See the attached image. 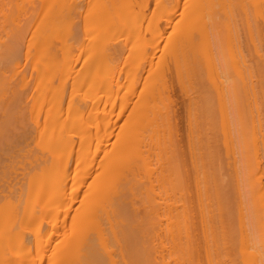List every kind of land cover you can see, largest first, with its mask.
I'll return each mask as SVG.
<instances>
[{"label":"bare ground","instance_id":"6f19581e","mask_svg":"<svg viewBox=\"0 0 264 264\" xmlns=\"http://www.w3.org/2000/svg\"><path fill=\"white\" fill-rule=\"evenodd\" d=\"M41 1L0 0V264H264V0Z\"/></svg>","mask_w":264,"mask_h":264},{"label":"rangeland","instance_id":"374dc122","mask_svg":"<svg viewBox=\"0 0 264 264\" xmlns=\"http://www.w3.org/2000/svg\"><path fill=\"white\" fill-rule=\"evenodd\" d=\"M15 1H16V0H15ZM17 1H18V0H17ZM19 1L22 2V3H23V2L25 3V4L19 3V4H21L22 8H23V7H27V9H25V13H26V14H24V12H23V11H24V8H23V11L21 10L23 13H22V12L20 11V9H19L21 15H22V14L24 15V16L22 15L23 18H24V17L26 18V17H29V16L32 17L33 15L36 16V14H37V15H41V14H40V9H41L42 7H40V6L42 5V1H41V2H40V0H36V1H35V0H26V1H25V0H22V1L19 0ZM27 2H28V5H27ZM15 3H16V2H13L14 5H15ZM29 3H30L31 5H29ZM40 3H41V4H40ZM16 5H17V4H16ZM32 5H33L34 7H33ZM36 5H37V6H36ZM29 6H30V7H29ZM13 8H14V6H13ZM15 8H16V7H15ZM18 8H19V7H18ZM22 8H21V9H22ZM28 8H29L30 10H31L32 8H34V11H35V9H36V11H38L37 8H39V11L35 14L36 11L34 12V11H32V10H33V9H32V10H31L32 13H30V10H29ZM16 9H17V8H16ZM16 9H15V11H17ZM13 10H14V9H13ZM28 10H29V12L27 13ZM33 12H34V13H33ZM18 13H19V12H18ZM31 14H32V15H31ZM22 16H21V17H22ZM35 16H34V17H35ZM31 17L26 18V19L29 21V19H31ZM34 17H33L32 19H34ZM36 17H37V16H36ZM32 19H31V20H32ZM31 20H30V21H31ZM256 21H257V22H256L257 25L260 26V27H259L260 29H259V32H258L259 34L257 33V35H256V37H257L256 40H259V38L261 39V41H262L261 44L263 45V46H261V47H263V49H264V36H263V34H264V25L262 24V22H260L261 19H259L258 17L256 18ZM34 28H35V26H34ZM34 28H33V29H34ZM262 28H263V29H262ZM261 30H262V31H261ZM28 35H29V33H28ZM258 36H259V38H258ZM261 37H262L263 39H262ZM257 42H258V41H257ZM244 46H246V48L248 49V45H247L246 43H245ZM244 46H243V47H244ZM249 47H250V46H249ZM244 49H245V48H243V51H245V52H243V53L246 55V53H248L249 50H247V49L244 50ZM261 49H262V48H261ZM246 50H247V52H246ZM250 51H251V50H250ZM262 51H264V50H262ZM22 58H23V57H22ZM22 58H21V60L23 61L22 63L24 64V68H25V66H27V64H26V63H27V58H26V60L24 59L25 57H24L23 59H22ZM255 58H256V60H257L256 65L258 66V65H259V62H260V61L262 62V59H263V58H262V57H259V58H258V57H256V56H255ZM28 59H29V58H28ZM256 60H255V61H256ZM263 62H264V61H263ZM263 62H262V63H263ZM262 63H260V64L262 65ZM263 65H264V63H263ZM259 66H260V65H259ZM25 69H26V68H25ZM23 70H24V69H23ZM8 73L10 74V71L6 72V75H7ZM257 74L260 76L259 72H258ZM257 74H256V75H257ZM262 77H263V78H262ZM11 78H12V76H11ZM258 79H259V80H258ZM263 79H264V75L260 76V78L257 76V78H256V81H258V83H257V88H261V87H262V90H261V89H258V90H260L261 92L258 91V95H259V96L257 95V99H255L256 105L259 104V105H258L259 107H260V106L263 107L262 105H264V101H263V100H264V84H263V83H264V80H263ZM260 80H262V81H260ZM261 84H262L263 86H261V87L258 86V85H261ZM262 92H263V93H262ZM243 94H244V93H243ZM243 94L241 93V97L243 96ZM262 94H263V95H262ZM243 99H244V97H242V101H244V103H245V102H246V101H245L246 99H245V100H243ZM258 102H259V103H258ZM244 103H243V105H244ZM260 104H261V105H260ZM243 105H242V108H241V109L243 110V112L240 111V116L242 115V113H243V115L241 116L240 119H244V118H245V120H244L245 122L243 121V122L245 123V124H243L245 127L243 128L244 130H242L243 132H241V133H242V134L244 133V134H243V135H244V138H246V139H250V133H251V131H250L249 128L251 127V126H250V125H251V118L253 117L251 113H253V111H252V109H250V106H248V104H245L244 106H243ZM247 106L249 107V109H248ZM261 107L259 108L260 111L258 110V113L260 114V115H259L260 120L263 121V120H264V115H262V114H264V111H263V108L261 109ZM245 108H246V109H245ZM257 109H258V108H257ZM247 110H249V111L251 110V111H250V114H249V111L247 112ZM241 112H242V113H241ZM244 114L247 115V116H245ZM249 115L252 116V117H249ZM243 117H244V118H243ZM246 118H249L250 121H247ZM240 122H242V120H241ZM247 122H250V123L247 124ZM247 125H248V127H246ZM263 126H264V124H263ZM248 129H249V130H248ZM262 129H264V128H262ZM249 131H250V133H249ZM263 132H264V130H263ZM247 134H248V135H247ZM248 136H249V138H248ZM236 142H237V140H236ZM217 143L220 144V142H217ZM217 143H216V144H217ZM234 143H235V141H234ZM242 143H243V142H242ZM219 144H218V145H219ZM238 144H239V143L237 142V146H238ZM243 144H245V143H243ZM249 144H250V140H249L248 146H249ZM220 145H221V146H224L223 144H220ZM220 145H219V146H220ZM235 145H236V144H235ZM235 145H234V147H236ZM219 146H218V151H221V152H219V156H218L219 158H218V159H219V163H221V164H220V167H219L218 172L220 171V172L222 173V174H221V175H222V178H224V182H223L222 179H220L221 182H223V183L225 184V181H226V184H228L227 181H230V180H228V179L231 178V181H230V182L233 181V183H230V186L233 185L234 188H235L236 185H238V186L240 185L239 188H241V191H240V192H241V196H240V197L238 196V195H240V194H238V191H237V193L234 194V196H235V197H234L235 200H240V198H241V199L243 198L242 200H245V199L247 200V199H248V200H247V201H248V204H246V208H245V210H246L247 208H248V210H246V211L244 210V211L246 212V214L249 213V216H250L251 219L254 220V217H253V216H255V219H256V217H258V218L260 219L261 216L259 217V216H256L255 214H257V212L259 211V209L262 208V207H260V206L263 205L264 201H263L262 204L260 203V204H261L260 206L258 205V206H259V209H257V208H258L257 206L254 208L253 205L251 204L252 199L250 198V197H251L250 194H252V193L250 192L251 190H250L249 185H247V184H248V183H247V181H248V180H247V177H248V176H247V166H246V163H248V160H249V159H246V158H248V155H249V154H244L243 151H240V152H239V150H237V149H240V148H241V149L244 148L245 145H244L243 147H242V145H240V146H239L240 148H237V147H236V148H237L236 150H237L239 153L236 151L237 154H235L236 156H235L234 159H233V155H232L230 152H228V154H227V152L224 153V151H223V149H222L223 147L219 148ZM246 147H247V145H246ZM249 147H251V146H249ZM259 147H260V144L257 145V148H258V149H259ZM247 148H248V147H247ZM247 148H246V149H247ZM250 149H251V148H250ZM253 149H254V147H253ZM224 150H226L225 147H224ZM248 150H249V148H248ZM251 150H252V149H251ZM260 150H261V149H259V152H260ZM226 151H227V150H226ZM250 152H251V153L253 152V154H254V150H252V151L249 150V153H250ZM242 153H243V154H242ZM239 154H240V155H239ZM242 155H243V156H242ZM244 155H245V156H244ZM224 157H225V158H224ZM239 157H240V158H239ZM237 158H238V159H237ZM250 159H251V156H250ZM220 160H221V161H220ZM227 160H228V161H227ZM236 160H237V161H236ZM234 162H235V163H234ZM230 163H231V164H230ZM244 165H245V166H244ZM218 166H219V164H218ZM220 169H221V170H220ZM231 169H232V170H231ZM236 169H237V170H236ZM235 170H236V171H235ZM251 170H254L253 173L255 172V174H256V175H255V174H254V175H253V174L251 175V176H253L252 179L255 180V181L258 180L257 182L260 183L261 185H262V183L264 184V177H263V176H264V172H263L264 170H259V169H257V170H255V169H251ZM258 170H259V171H258ZM241 172H243V173H241ZM216 173H217V171H216ZM223 173H224V174H223ZM231 173H233V174H231ZM240 173H241V174H240ZM261 173H262V174H261ZM219 174H220V173H219ZM219 174H218V175H219ZM244 174H245V175H244ZM216 175H217V174H216ZM218 175H217V176H218ZM230 176H231V177H230ZM242 176H243V177H242ZM256 176H257V177H256ZM220 177H221V176H220ZM220 177H219V178H220ZM235 177H236V178H235ZM232 178H233V179H232ZM244 178H245V179H244ZM254 178H256V179H254ZM257 178H258V179H257ZM241 179H244V180H241ZM237 182H240V184L237 183ZM242 182H243V183H242ZM241 184H242V186H241ZM244 184H246L247 186L245 187ZM255 184H256V186H258L257 183H255ZM243 185H244V186H243ZM226 187L228 188V185H227ZM231 187H232V186H231ZM244 187H245V189H243ZM229 188H230V187H229ZM242 189H243V190H242ZM229 190H231V189H229ZM232 190H233V187H232ZM248 190H249V192H248ZM233 192L235 193L236 190L233 191ZM229 193L232 194V195H233V193H232V192H228V193L226 194V195H227V198L230 197L228 200H231V197H233V196L230 195ZM228 195H229V196H228ZM236 195H237V196H236ZM261 196H262V195H260V198H262ZM244 197H245V198H244ZM255 197H257V194H256ZM237 198H238V199H237ZM257 199H258V197H257ZM257 199H256V200H257ZM232 200H233L232 202H234V199H232ZM246 200H245V201H246ZM261 201H262V200H261ZM256 202H258V201H256ZM237 203H238V202H237ZM241 203L243 204V202H241ZM258 204H259V203H258ZM256 205H257V203H256ZM250 207H251V208H250ZM255 209H257V212H256ZM262 209H263V208H262ZM263 210H264V209H263ZM248 211H249V212H248ZM194 212H195V209H194ZM253 212H254L255 214H254ZM259 212H260V211H259ZM259 212H258V214H259ZM261 212H262V210H261ZM261 214H262V213H261ZM261 214H259V215H261ZM262 216L264 217V213L262 214ZM232 218L234 219V217H232ZM258 218H257V220L261 222L262 218H261L260 220H259ZM228 219H229V218H227V220H228ZM230 219H231V218H230ZM230 219H229L228 221L231 222L232 220H230ZM227 220H226V221H227ZM234 220L236 221V223L233 221V224H236V226L232 224L233 227H231V225H230L229 228H230V229L232 228L233 230L236 228L235 231H236L237 234H238V233H239V231H237V230H238V226H237V225H238V221H237L236 219H234ZM226 221H225V222H226ZM230 222H228V223L230 224ZM255 222H256V221H255ZM255 222H254V225H256V223H258V222H256V223H255ZM196 223H197V222H195V224H196ZM261 223H262V222H261ZM261 223H259L258 225H259V226H263V225H260ZM197 224H198V223H197ZM198 225H199V224H198ZM259 226L257 227L258 230H260V229L262 228V227H259ZM234 227H235V228H234ZM255 227H256V226H255ZM198 228H199V227H198ZM198 228H196V226H195V230L198 229ZM225 228H226V225H225ZM227 228H228V224H227ZM259 228H260V229H259ZM199 230H200V229H198V231H199ZM198 231H197V230H196V232L194 231V232H195V233H194V234H195V238L197 237V241L201 242L200 240H198V239H199V238H198V237H199V236H198V233H199V235H200V232H198ZM255 231L258 232L256 229H255ZM236 232L233 231V233H235V235H236ZM196 234H197V235H196ZM200 236H201V235H200ZM200 238H201V237H200ZM200 244H201V243H199V245H200ZM200 257L202 258V256H199V260L201 259ZM237 260H238V258H237ZM200 261H201V264H202V263H203L202 261H204V260L201 259ZM238 264H241V262H240V263L238 262Z\"/></svg>","mask_w":264,"mask_h":264}]
</instances>
